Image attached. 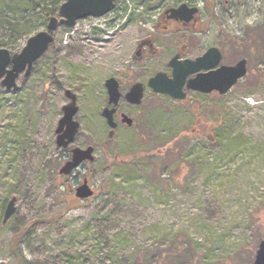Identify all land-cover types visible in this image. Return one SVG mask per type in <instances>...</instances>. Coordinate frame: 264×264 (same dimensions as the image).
Instances as JSON below:
<instances>
[{
  "label": "rangeland",
  "instance_id": "obj_1",
  "mask_svg": "<svg viewBox=\"0 0 264 264\" xmlns=\"http://www.w3.org/2000/svg\"><path fill=\"white\" fill-rule=\"evenodd\" d=\"M35 1L45 7L60 0ZM188 1L203 6V0ZM228 1L232 19L225 34L264 29V0ZM39 14L34 22L41 31L47 19ZM94 29H101L96 20L74 30L57 28L31 74L17 79L19 90L0 87V264H135L143 249L174 252L178 245L190 250L189 264H252L264 240V69L251 65L225 97L222 127L205 132L213 142L179 139L192 124L182 112L172 117L169 108L178 107L163 99L147 141L130 133L109 140L99 116L104 81L126 60L130 41L113 29L103 35ZM64 91L77 97L74 146L95 147L94 163L75 176L87 174L97 195L80 204L73 197L75 180L51 189L64 163L55 146L61 109L68 104ZM170 142L176 147L172 165L162 169L145 161L142 155ZM112 155L127 163L114 165ZM13 197L16 212L3 225Z\"/></svg>",
  "mask_w": 264,
  "mask_h": 264
},
{
  "label": "flooded vegetation",
  "instance_id": "obj_2",
  "mask_svg": "<svg viewBox=\"0 0 264 264\" xmlns=\"http://www.w3.org/2000/svg\"><path fill=\"white\" fill-rule=\"evenodd\" d=\"M150 1L152 2L147 0H115L112 10L103 17L81 19L76 22L72 29L63 26L57 28L74 30L81 22L96 20L98 28H101L94 29L96 35L109 33L113 29L115 35L119 33L129 37L130 48L126 60L114 76H109L104 81V105L99 116L106 126V134L109 140L119 137L122 133H130L141 136L142 140L147 141L145 137L152 133V130L147 129L150 126V120L156 110L160 108L157 101L163 99L168 101L171 106L178 107L169 108L168 113L172 117L182 116L179 114L182 112L186 116L187 123L192 124L189 133L182 132L179 139L186 138L188 141L209 139L213 142V135L205 132L212 129L213 126L217 127L216 130L222 127L225 112L223 110L224 99L232 92L234 86L226 93H222L219 89L210 88L212 77L223 67H234L241 59L245 60V77L249 75L252 66H257V69L262 71L264 69V29L257 33L258 35H255V30L253 32L251 29L245 30L246 34L241 36L225 34V27H228L227 22L232 19L228 0H216L217 2L215 0H203L201 8L189 3L188 0ZM182 5H186L188 10L196 8L197 12L189 18L185 13L181 16L172 13L173 10H177ZM229 57L232 59L230 60ZM252 57L258 59L259 63L252 62ZM157 76H161V80L171 82L173 92L182 98H172L167 94L155 93L156 83L154 79ZM174 76L179 77L176 79ZM181 76L185 77L181 88L177 90L178 83L176 80L180 82ZM109 79L115 80L120 95L116 105L109 104L105 87V82ZM202 81H204L203 84ZM135 86H140L139 89L141 90V99L138 104L126 98ZM105 109L113 111L114 129H111L102 117V112ZM124 117L130 120L129 124L124 121ZM74 143L75 139L67 148H59L55 134L56 155L58 152L64 155L63 158L60 157L64 162L63 165L71 160L73 149L84 150L90 147V145H86L82 148L74 146ZM91 147L93 148L92 162H82L79 167L66 175H60L57 171L58 184L65 185L71 180H75L77 183L76 190L85 180L88 182L93 191V196L87 200H79L74 195V201L79 204L89 202L97 195V190L91 184L87 174H81L80 177L75 176L81 167L94 163L95 147ZM175 148V142H170L164 149H156V153H154V149H151L142 156H145V161L154 165L157 164L163 169L166 164L172 165L170 155H174ZM110 157L114 165L115 163H127L116 155ZM159 157L162 160L155 162ZM184 177L189 178V169H187Z\"/></svg>",
  "mask_w": 264,
  "mask_h": 264
},
{
  "label": "water",
  "instance_id": "obj_3",
  "mask_svg": "<svg viewBox=\"0 0 264 264\" xmlns=\"http://www.w3.org/2000/svg\"><path fill=\"white\" fill-rule=\"evenodd\" d=\"M114 1L115 0H65L59 7L57 16L49 18L46 29L30 36L19 53L11 55L7 49H0V87L6 91L16 93L19 90L17 79L22 74H24L25 77L30 75L33 65L47 52L49 46L53 43V32L58 26L72 29L75 27L76 22L81 19L87 17H103L112 10ZM196 12V8L188 10L186 5H182L177 10L172 11V13L177 16H181V14L185 13L188 15L187 18ZM245 76V60L241 59L234 67H223V69L215 73L212 77L210 88L219 89L220 92L226 93ZM178 77L179 76H174L176 79H178ZM184 77L185 76L180 77L179 80L181 83L176 80L178 83L177 90L181 88ZM161 79V76H157L154 79L156 83V88H154L155 93L167 94L172 98H182L180 95H176L173 92V85L171 82ZM198 82L200 81L198 80ZM203 83L204 81H202V84ZM105 87L109 98V104L116 105L120 95L115 80H107L105 82ZM139 87L140 86H135L126 96L129 101L136 104H138L141 99V90ZM64 96L68 100V104L62 107L61 110L63 115L58 121L55 130V134L57 135V146L63 149L73 143L79 130V123L74 121V117L78 112L76 96L71 91H65ZM112 114L113 111L105 109L102 112V117L107 121V125L111 129H114L115 124L112 119ZM124 119L125 122L128 124L130 123V120L125 117ZM92 161L93 148L91 146L84 150L75 148L71 151V160L58 170V174H69L79 167L82 162ZM74 195L79 200H87L93 196V191L85 180L83 184L75 190ZM15 204V197L8 201L3 214V225H5L16 212ZM253 264H264V240L258 245Z\"/></svg>",
  "mask_w": 264,
  "mask_h": 264
},
{
  "label": "trees",
  "instance_id": "obj_4",
  "mask_svg": "<svg viewBox=\"0 0 264 264\" xmlns=\"http://www.w3.org/2000/svg\"><path fill=\"white\" fill-rule=\"evenodd\" d=\"M62 2L63 0H60L41 7L40 3H36L35 0H0V49H7L12 54L18 51L19 48L17 46L20 43L25 42L30 36L39 32L34 22V17L37 13H42V17L39 14L40 20L45 18L48 21L49 18L57 14ZM57 179V175L54 176L55 185L53 184L51 189L60 187ZM61 186L64 187L63 185ZM256 226H259V224L257 223ZM189 251L183 245H178L174 249V252L165 251L158 253L154 249H143L141 252H138L135 264H149V260L158 254H160V257H158L156 264H183L180 260L181 257L186 258V261H188L184 264H189L193 260L192 254H188L187 256ZM25 264L42 263L28 261Z\"/></svg>",
  "mask_w": 264,
  "mask_h": 264
}]
</instances>
